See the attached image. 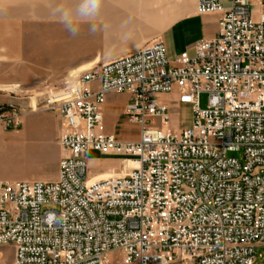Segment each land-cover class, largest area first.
<instances>
[{
	"label": "built area",
	"instance_id": "1",
	"mask_svg": "<svg viewBox=\"0 0 264 264\" xmlns=\"http://www.w3.org/2000/svg\"><path fill=\"white\" fill-rule=\"evenodd\" d=\"M226 1L198 0L219 30L194 58L171 60L157 40L48 87L26 109L0 105L7 129L20 130L25 112L64 125L56 183H0V248L15 255L0 264H264V13L254 21L250 0ZM175 91L193 109L179 135L156 125L171 118L158 97ZM110 94L129 96L138 141L105 131ZM90 152L121 158V172L88 179Z\"/></svg>",
	"mask_w": 264,
	"mask_h": 264
},
{
	"label": "crops",
	"instance_id": "2",
	"mask_svg": "<svg viewBox=\"0 0 264 264\" xmlns=\"http://www.w3.org/2000/svg\"><path fill=\"white\" fill-rule=\"evenodd\" d=\"M136 1L164 5L165 12L154 23L99 13L92 22L95 24V31L91 30V25L85 24L77 35L72 36L54 12L57 4L72 0H0V28L14 31L9 35V60L15 61L18 68L25 66L26 77L64 79L75 73L112 63L157 40L165 44L171 60L183 53L194 58L196 43L212 40L218 34L219 16H210L216 18L217 27L196 35L194 23L201 18L197 13L198 0ZM94 86L98 87L97 84ZM174 106L180 105L176 102ZM24 107L26 109L28 104ZM45 115L43 112H25L23 123H26V127L38 129L35 117ZM52 118L58 130L56 145L60 163L63 157L60 140L64 125L58 117ZM0 128L18 132L8 130L1 124ZM136 165L127 164L129 168Z\"/></svg>",
	"mask_w": 264,
	"mask_h": 264
},
{
	"label": "rangeland",
	"instance_id": "3",
	"mask_svg": "<svg viewBox=\"0 0 264 264\" xmlns=\"http://www.w3.org/2000/svg\"><path fill=\"white\" fill-rule=\"evenodd\" d=\"M222 2L226 7L229 6L226 0ZM250 4L252 19L258 21L264 13V0H250ZM165 7L151 2L138 3L136 0H104L100 13L143 23H154L165 12ZM200 17L199 22L194 23L197 36L217 27L216 18ZM11 32L14 31L0 28V105L15 104L25 109V104L29 106L31 103H39L48 87H53L67 78L39 79L24 76L27 73L25 66L18 68L15 61L9 60ZM177 99V91L171 95L158 97L159 101L170 106L171 118L166 126L159 122H156V125L158 128L171 131L174 135L189 129L193 119L192 107L174 106ZM128 105L127 94L108 95L105 103L104 127L107 133L114 134L120 140L135 142L140 138L141 127L125 116ZM200 107L202 110L207 109V95H201ZM35 124L38 129L26 127V123L25 125L23 123L20 130L8 129L18 131L16 133L0 128V183H56L59 175L56 123L52 116L46 114L45 117H35ZM87 162L88 179L107 178L110 175H116L122 169L121 158L104 156L97 152H90ZM127 164L136 163L128 162ZM14 256L13 245L0 248V258L4 262H13ZM109 258L110 262L120 260L119 253H113Z\"/></svg>",
	"mask_w": 264,
	"mask_h": 264
},
{
	"label": "clouds",
	"instance_id": "4",
	"mask_svg": "<svg viewBox=\"0 0 264 264\" xmlns=\"http://www.w3.org/2000/svg\"><path fill=\"white\" fill-rule=\"evenodd\" d=\"M103 3L104 0H72L57 4L54 12L69 34L75 36L85 24L91 25V30L95 31V24L92 22L99 16Z\"/></svg>",
	"mask_w": 264,
	"mask_h": 264
},
{
	"label": "bare ground",
	"instance_id": "5",
	"mask_svg": "<svg viewBox=\"0 0 264 264\" xmlns=\"http://www.w3.org/2000/svg\"><path fill=\"white\" fill-rule=\"evenodd\" d=\"M136 167H137V165L135 167H132V168H136Z\"/></svg>",
	"mask_w": 264,
	"mask_h": 264
}]
</instances>
